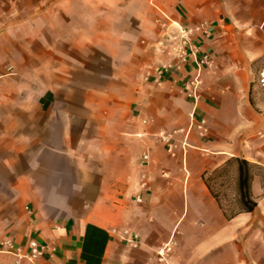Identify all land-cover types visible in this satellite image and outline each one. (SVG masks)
<instances>
[{"label": "crops", "instance_id": "obj_1", "mask_svg": "<svg viewBox=\"0 0 264 264\" xmlns=\"http://www.w3.org/2000/svg\"><path fill=\"white\" fill-rule=\"evenodd\" d=\"M202 23L195 102L193 66L141 68ZM263 61L264 0H0V264H264ZM233 158L262 171L227 219Z\"/></svg>", "mask_w": 264, "mask_h": 264}, {"label": "built area", "instance_id": "obj_2", "mask_svg": "<svg viewBox=\"0 0 264 264\" xmlns=\"http://www.w3.org/2000/svg\"><path fill=\"white\" fill-rule=\"evenodd\" d=\"M209 27L206 23H202L194 28H178L177 47L174 52L176 58L175 66L177 68L185 66H193L195 74L185 84V93L189 99L197 102L201 98L200 86L201 74L204 68L209 67L212 63L211 57L207 52H203L201 45L197 40L209 38ZM169 69H164L157 73L161 76L162 72H167ZM259 85L264 96V69L259 75ZM143 160H148V155L143 156ZM6 248H11L8 242ZM29 253L25 257L31 261L43 257L48 251H54L47 245H41L36 241L30 242Z\"/></svg>", "mask_w": 264, "mask_h": 264}, {"label": "trees", "instance_id": "obj_3", "mask_svg": "<svg viewBox=\"0 0 264 264\" xmlns=\"http://www.w3.org/2000/svg\"><path fill=\"white\" fill-rule=\"evenodd\" d=\"M261 171L262 169L260 167L244 159L233 158L223 167L203 176L205 184L218 202L227 219H232L240 213H251L255 210L257 203L252 197L251 185L255 173ZM224 177L227 180L230 179L233 181L235 191L234 199L229 201L227 207L223 205L220 191L215 187L219 180Z\"/></svg>", "mask_w": 264, "mask_h": 264}, {"label": "rangeland", "instance_id": "obj_4", "mask_svg": "<svg viewBox=\"0 0 264 264\" xmlns=\"http://www.w3.org/2000/svg\"><path fill=\"white\" fill-rule=\"evenodd\" d=\"M138 61L140 62L142 67H144L145 64L148 62V59L146 57H139ZM175 64H176V58L173 54V60L171 62L164 63V64L159 63V64H156L154 66L147 67L145 70H143L141 68V71H142V73H144L145 77H149L152 72L158 73L164 69H171V68L175 67ZM259 67H260L261 71L264 69V61L258 63V68ZM257 83H258V87H259V93L261 94V96L264 99L263 93H262L260 85H259V71H258V75H257ZM186 97H187V95H186ZM221 183H222V185L220 186ZM215 187L218 191H220L221 200H222L223 205L225 207H227L229 201L233 200L234 196H235L233 181L230 179L227 180L226 177H224L221 180H219V182L216 184Z\"/></svg>", "mask_w": 264, "mask_h": 264}]
</instances>
